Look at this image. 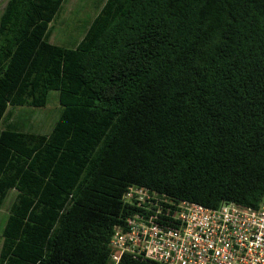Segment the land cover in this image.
Returning a JSON list of instances; mask_svg holds the SVG:
<instances>
[{"label":"trees","instance_id":"1","mask_svg":"<svg viewBox=\"0 0 264 264\" xmlns=\"http://www.w3.org/2000/svg\"><path fill=\"white\" fill-rule=\"evenodd\" d=\"M65 1L0 15V124L60 109L48 134L0 131V264H110L129 187L264 206V0H104L73 49L48 41Z\"/></svg>","mask_w":264,"mask_h":264},{"label":"built area","instance_id":"2","mask_svg":"<svg viewBox=\"0 0 264 264\" xmlns=\"http://www.w3.org/2000/svg\"><path fill=\"white\" fill-rule=\"evenodd\" d=\"M134 209L109 241V263L124 256L153 264H264V206L223 202L215 209L129 187Z\"/></svg>","mask_w":264,"mask_h":264},{"label":"rangeland","instance_id":"3","mask_svg":"<svg viewBox=\"0 0 264 264\" xmlns=\"http://www.w3.org/2000/svg\"><path fill=\"white\" fill-rule=\"evenodd\" d=\"M7 0H0V15L5 7ZM104 0H66L62 5L55 20L51 24L48 41L50 44L73 49L88 24L98 14ZM60 115V109L57 103V93L49 92L46 105L40 109H16L8 111L7 120L0 124V131L13 123H18L22 131L39 135L50 133L55 121ZM15 197L14 191H9L3 205L0 208V248L1 232L5 226L8 216V209L11 201Z\"/></svg>","mask_w":264,"mask_h":264}]
</instances>
